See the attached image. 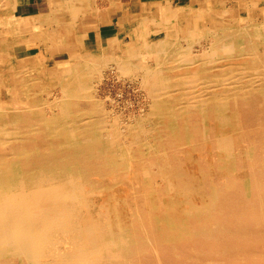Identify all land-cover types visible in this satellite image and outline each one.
I'll use <instances>...</instances> for the list:
<instances>
[{
    "label": "bare ground",
    "instance_id": "6f19581e",
    "mask_svg": "<svg viewBox=\"0 0 264 264\" xmlns=\"http://www.w3.org/2000/svg\"><path fill=\"white\" fill-rule=\"evenodd\" d=\"M61 1L54 0V6ZM132 10L125 16L123 36L127 21L139 14L148 13L155 22L175 15L171 7ZM59 13L56 17L64 11ZM140 19L135 22H147ZM23 26L29 27L19 20L11 30L17 34ZM260 29L224 35L223 43L235 40L243 47V58L233 65L179 74L171 64L163 68L166 73L145 75L151 111L123 128L116 118L96 117L98 105L77 104L92 65L106 61L102 52L81 51L65 61L75 68L67 73L71 64H65L57 75L64 94L56 104L58 114L52 103L37 107L32 99L31 105L34 85L20 80L25 90L11 93L10 85L0 83V264H264ZM167 41L160 46L166 52L174 46ZM25 42L15 37L10 48ZM10 48L6 65L17 59ZM3 72L0 81L8 79ZM22 94L26 101H17Z\"/></svg>",
    "mask_w": 264,
    "mask_h": 264
},
{
    "label": "rangeland",
    "instance_id": "374dc122",
    "mask_svg": "<svg viewBox=\"0 0 264 264\" xmlns=\"http://www.w3.org/2000/svg\"><path fill=\"white\" fill-rule=\"evenodd\" d=\"M25 1L26 0H12V1L0 0V33H1L0 52L2 53V56H0V74L5 75V73L3 72L5 71L7 76V73H9L8 79L4 78L3 81H0V83L5 81L6 82L5 84L7 86L10 85L9 87L11 88L8 91H10L11 93H13V91L15 92V90H17V93L23 92L25 90L24 88H21L22 84L25 85V83H22L23 81L28 82L27 83L28 87L34 85V88L30 89L32 90L31 91L32 94H30L28 97L33 96L30 99L35 100L36 106L39 104V106L37 107L42 106L43 108H47L46 106L49 103H52V105L54 104L53 106L51 105L50 107L53 108L55 107L56 111L54 109V114L56 113L58 114L59 110L57 109V106L59 105L56 104H59L60 102L63 101L64 94L60 87L61 85L59 81L61 80H58L57 75L59 71L61 72L63 71L61 69L65 64L66 67H68V65L71 64V63H65V61L70 59V55L69 56L67 55L68 57L67 56L57 57L55 55L49 57L40 54L39 56L36 55L37 57H35L33 53H32L33 55H25L24 53L20 52L19 48L15 46L12 47V49L10 48V46H12V44L14 43V38L17 36V34L13 33V31L11 30V26L13 27V24H16V22L20 20L18 18L21 12L20 6ZM49 1L51 5L54 4V0H49ZM80 1L83 3V6L86 3V0H77V2H75L76 5H78L75 10L77 11V13L79 12ZM208 1L201 3L200 7H196L195 9H190L183 12L174 11L175 12L174 17L171 16L167 17L166 15L164 16L161 15L157 17L158 19L156 22L150 21V16H148L149 15L148 13L142 15V18L135 17V20L141 18L142 21L147 20V22L145 21L144 24H142V23H136L135 20H130L129 21L130 23L128 24V26H126L128 29L124 33V36H122V39H119V41L112 40V43L110 42V45L105 46L103 50L99 49L100 51L97 50V51L82 52L83 54L89 56L102 52L103 54H106L105 55L106 61L104 62V64L99 63L98 61L97 65L95 64L92 65L90 74L88 75L89 77H86L87 81L86 79L84 80V83L87 82L86 83L87 86L84 85L83 87L82 99L79 100L80 102L78 101L77 103L79 107L81 108L91 107L94 109L95 105H98L99 109L97 108L95 110L96 117L98 118L100 116H101L100 118L109 117L110 121L111 120L113 121L115 120L114 118H116L117 120H120L119 122L121 123L120 125L121 127L126 126V124H132V123H136L139 120H142L145 114L151 111L153 100L149 97V95H147L148 88H146L145 85L143 84V80H144V76L147 74L149 75L153 70L159 71L162 69L165 72L166 69H169L173 65L172 67H174V69H178L175 70V72H181L179 74L190 73L198 69L200 66L201 67L208 66L210 69L214 67L213 70L217 71L219 67L223 66L222 63L226 65H231L232 63L233 65L234 62L236 63L238 61L239 57H240L239 59L241 60V57L243 58L244 56L242 55V53H244L242 51L243 47L239 46L238 43H236L237 41L235 40L232 41L227 40V42L223 43L224 40L222 39L225 37L224 35L225 34L227 35L228 33L236 34L238 35V37L240 36L239 33H241V35L251 34V31L248 30L253 26L261 28L260 29L262 30L261 32L264 33V0H208ZM70 3L72 4L73 0H67V9H69ZM232 3L234 6L232 5ZM58 4L59 5L55 7H57V9L59 10L63 9L62 1ZM84 10L85 8H83L82 11ZM179 19H182L185 22L182 24L181 20ZM132 21L135 22L134 25H131ZM132 28H136L137 30L139 29L141 31L134 32L133 34L131 32ZM239 29L245 30L246 32L240 31ZM148 30L149 32H146ZM10 33L13 34L10 35ZM145 33L147 35H145ZM165 41L167 42L170 41L174 44L173 48L169 49V51L167 50V52L166 50L163 49V47H160L162 45V42ZM255 42L258 43V39ZM226 43L230 45H226ZM8 48H10L13 52V55L17 57V59L15 58V60L14 59L11 60L10 65H6L4 63L5 61L4 55L6 52H8ZM236 53L238 54V56ZM171 54L174 55L171 56ZM176 55L178 56L176 57ZM259 55L264 56V47L262 46L259 47ZM214 56L216 58L218 57L217 61H215L216 58ZM124 59H127L126 62L124 61ZM175 59L176 60L179 59L180 61L178 60L179 62L178 61L176 62ZM205 60H207L210 65L208 64L204 65L206 64ZM194 63L195 64L197 63L198 65L197 64L195 65ZM120 64L122 65L120 66ZM211 64H214V66H212ZM73 65L74 64H71V66L69 65V67L66 68L64 71L67 73L70 69L72 71L75 68V66ZM158 65L159 66L162 65V66H160V68H156ZM174 65L179 67L177 68ZM187 65L188 67H186ZM183 66H185V68H183ZM11 67H12V71H10ZM37 67L40 69H38ZM33 68L35 69V71ZM19 69L25 71H20ZM45 69H47V71H49L50 69L53 75L51 73L49 74V72L46 73ZM122 69L124 70L122 71ZM128 70H130V72ZM20 80L23 81L20 83ZM32 81H35L36 83L34 82L35 84H31ZM88 85L90 86L88 87ZM25 88L27 89L26 86ZM27 90L25 92H27ZM86 93L90 95H86ZM26 97H27L26 95L24 96L22 94L21 96L16 97V99H18L17 101L20 102L22 100H25ZM87 97L90 100L91 99L94 100L88 102ZM30 99L29 102H31V105L34 104L33 100L31 101ZM37 99H40V101L38 100L37 102ZM80 103H83V105H81ZM50 116L51 113L48 114V117ZM148 120L150 123L151 122L150 119Z\"/></svg>",
    "mask_w": 264,
    "mask_h": 264
},
{
    "label": "crops",
    "instance_id": "0c3cea01",
    "mask_svg": "<svg viewBox=\"0 0 264 264\" xmlns=\"http://www.w3.org/2000/svg\"><path fill=\"white\" fill-rule=\"evenodd\" d=\"M205 1L208 0H88V2L86 0L84 6L80 1L78 14L75 11L78 6L75 2L73 3L75 9L71 7V3L67 9V0H62V6L65 8L61 11L64 13L61 14L62 17H56V13L59 15L60 10L54 4L51 5L49 0H26L20 6L21 12L18 18H21L23 24L28 23L29 27L23 26L19 29L16 39L25 42L30 36L37 40L27 41L15 47L25 55L34 54L35 57L40 54L52 57L63 56V54L64 56L72 55L81 51H96L110 45L112 40L122 39V31L126 30L122 25L131 7L132 13L148 10L151 6L171 7L177 10L176 12H183L200 7V4ZM83 8H85L84 11H82ZM142 15L139 14L137 18H142ZM40 34L43 35L40 36ZM76 36H80L81 40L79 41Z\"/></svg>",
    "mask_w": 264,
    "mask_h": 264
}]
</instances>
